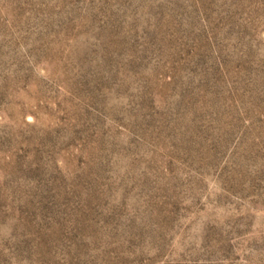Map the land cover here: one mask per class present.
<instances>
[{
	"label": "rangeland",
	"instance_id": "374dc122",
	"mask_svg": "<svg viewBox=\"0 0 264 264\" xmlns=\"http://www.w3.org/2000/svg\"><path fill=\"white\" fill-rule=\"evenodd\" d=\"M0 264H264V0H0Z\"/></svg>",
	"mask_w": 264,
	"mask_h": 264
}]
</instances>
